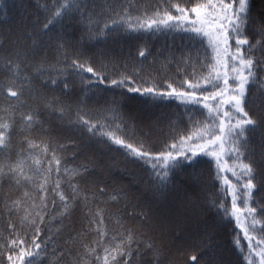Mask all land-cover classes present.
<instances>
[{"label": "snow or ice", "instance_id": "6c2138e0", "mask_svg": "<svg viewBox=\"0 0 264 264\" xmlns=\"http://www.w3.org/2000/svg\"><path fill=\"white\" fill-rule=\"evenodd\" d=\"M20 8L0 0V264H231L210 210L264 264V0Z\"/></svg>", "mask_w": 264, "mask_h": 264}, {"label": "trees", "instance_id": "16d2710c", "mask_svg": "<svg viewBox=\"0 0 264 264\" xmlns=\"http://www.w3.org/2000/svg\"><path fill=\"white\" fill-rule=\"evenodd\" d=\"M25 3H27V0H24ZM3 3L6 4L7 8L10 10L9 15L10 16H16L18 15L22 9L20 8L21 0H3ZM4 19V13L3 10H0V20ZM132 42L134 43L135 40L133 39ZM155 45V47L160 48L165 44V38L160 37L158 39H154L152 41ZM168 44H172V38H167ZM182 41L180 40L179 36L175 39V45L179 46L181 45ZM128 41H125V45L127 46ZM176 101H170L165 103L164 105H161L159 109H157L158 112H162L166 114L168 117H170L172 120H181V127L187 126V116L184 115L181 117V113H183L182 107H177ZM5 105V101L3 99V96L0 95V107H3ZM0 115H3L2 112H0ZM168 129L166 126H164V133H167ZM166 138V137H162ZM159 147V144L156 145ZM69 159L70 156H69ZM205 160L208 158L205 157ZM203 171H204V183L207 186V196L211 198L215 193H217V190L220 188L219 181L215 179V165L212 163L204 164L202 165ZM230 175V174H229ZM231 178V177H230ZM230 204V200H229ZM215 210H210L208 212V217L212 220H215L217 227L215 229V237H214V245H218V252L223 256L226 262L230 261L231 264H238V262H242V255L240 253V250L234 246V241L236 238L240 240V244L245 247L247 241L243 237V233L240 231L239 228L236 227L235 221L232 220L229 222L228 220H221L219 216H216Z\"/></svg>", "mask_w": 264, "mask_h": 264}]
</instances>
